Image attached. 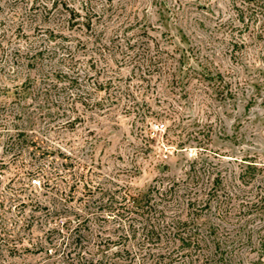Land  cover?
<instances>
[{"label": "rangeland", "instance_id": "1", "mask_svg": "<svg viewBox=\"0 0 264 264\" xmlns=\"http://www.w3.org/2000/svg\"><path fill=\"white\" fill-rule=\"evenodd\" d=\"M254 9L0 0V264H155L122 195L196 175L191 195L150 198L173 209L212 197L198 220L218 228L230 264H264V17Z\"/></svg>", "mask_w": 264, "mask_h": 264}, {"label": "trees", "instance_id": "2", "mask_svg": "<svg viewBox=\"0 0 264 264\" xmlns=\"http://www.w3.org/2000/svg\"><path fill=\"white\" fill-rule=\"evenodd\" d=\"M248 1L252 2L255 5L254 10L259 11L264 17V0ZM88 26H90V22H88ZM102 86L103 83L97 87L101 88ZM49 181L47 180L46 183L52 187L53 185ZM199 182L200 177L196 175L191 177L189 182L187 179L182 182H171L167 187L162 186V190L160 189L161 185L159 187L154 185L147 192L138 191L137 193L122 195V200H128L131 204V207H127L128 213L130 215L137 214L141 217L139 243L142 249L145 248L143 256L146 260L151 258L152 261H155V264H230L231 257L226 256L221 250V240L216 238L218 228L214 224H206L198 220L205 210L211 209L212 197L198 203L197 199L188 196L186 205H184V200H181L179 208L173 209L169 205L161 207L160 202L150 198L156 191L160 194L159 198L161 200L171 202L173 199L181 198L185 194L191 195L190 190L192 187L190 189V186ZM183 184L184 194H181ZM253 206H249V209ZM183 210H186V212L184 213ZM168 212L173 214L168 215ZM129 227L134 231L136 230L133 223H130ZM203 228L206 229L207 233L203 232ZM212 235H214V238L211 240L210 236ZM125 238L128 239L129 235H126ZM212 243L216 245V250L206 252L205 250H209ZM126 251L131 255V252ZM87 263L104 264L103 260L99 263L94 261Z\"/></svg>", "mask_w": 264, "mask_h": 264}]
</instances>
